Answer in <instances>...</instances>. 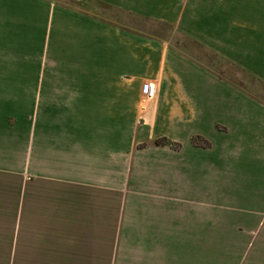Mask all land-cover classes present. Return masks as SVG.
I'll return each mask as SVG.
<instances>
[{
    "label": "crops",
    "instance_id": "crops-1",
    "mask_svg": "<svg viewBox=\"0 0 264 264\" xmlns=\"http://www.w3.org/2000/svg\"><path fill=\"white\" fill-rule=\"evenodd\" d=\"M85 1L0 0V264H264V0Z\"/></svg>",
    "mask_w": 264,
    "mask_h": 264
},
{
    "label": "rangeland",
    "instance_id": "rangeland-1",
    "mask_svg": "<svg viewBox=\"0 0 264 264\" xmlns=\"http://www.w3.org/2000/svg\"><path fill=\"white\" fill-rule=\"evenodd\" d=\"M67 1L68 2H72V0H67ZM77 1L78 2L81 1V3H78L80 8L84 9L85 11H88L89 13L97 14V15H99L101 17H104V18H106L108 20L115 21V20H117L116 18H120L122 20H125V19L128 20V18H130L128 16L119 14L115 10H109V9L104 8L101 5L99 6L98 4H96L94 2H91V1L88 2V1H85V0H83V1L82 0H74L75 3H77ZM130 20H133V19L131 18ZM134 22L138 23V24H141L140 21H134ZM145 26L150 27L151 25L146 23ZM221 69H222V71L225 72V74L227 76H229L230 78H233L237 82H240V83L243 82V84H246V83L251 84L250 79L248 77H246V75H244L241 72H239L237 69H236V71H233L229 67H226V68L223 67Z\"/></svg>",
    "mask_w": 264,
    "mask_h": 264
},
{
    "label": "built area",
    "instance_id": "built-area-1",
    "mask_svg": "<svg viewBox=\"0 0 264 264\" xmlns=\"http://www.w3.org/2000/svg\"><path fill=\"white\" fill-rule=\"evenodd\" d=\"M143 93L148 98L154 97V95L156 93L154 84L153 83H149V82L145 83L143 85Z\"/></svg>",
    "mask_w": 264,
    "mask_h": 264
},
{
    "label": "trees",
    "instance_id": "trees-1",
    "mask_svg": "<svg viewBox=\"0 0 264 264\" xmlns=\"http://www.w3.org/2000/svg\"><path fill=\"white\" fill-rule=\"evenodd\" d=\"M97 3H98V4H101V3H99V2H97ZM247 77H248V75H247ZM243 87H244V86H243ZM244 89L247 90V91L249 92V90H248L247 88L244 87ZM251 92H252V94H253L254 96H256V97L259 98V96L255 93V92H257V91L254 90V91H251ZM251 92H250V93H251ZM159 142H160V143H163V144L172 143V142H171L169 139H167V138H162V139L159 140ZM194 142H195V143L198 142V137H194Z\"/></svg>",
    "mask_w": 264,
    "mask_h": 264
}]
</instances>
